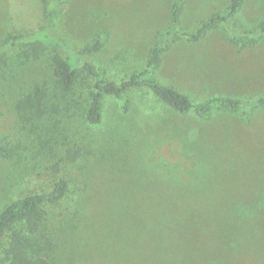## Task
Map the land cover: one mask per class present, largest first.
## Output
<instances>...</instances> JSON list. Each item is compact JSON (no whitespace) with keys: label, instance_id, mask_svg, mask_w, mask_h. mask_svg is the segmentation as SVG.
Returning <instances> with one entry per match:
<instances>
[{"label":"rangeland","instance_id":"rangeland-1","mask_svg":"<svg viewBox=\"0 0 264 264\" xmlns=\"http://www.w3.org/2000/svg\"><path fill=\"white\" fill-rule=\"evenodd\" d=\"M173 1L0 0V44L14 34L53 38L114 83L162 47L149 76L192 104L264 95V0H241L231 22L196 41L184 34L230 0H177L176 24ZM96 40L97 51L79 53ZM51 57L49 47L15 46L0 71V213L60 178L70 185L62 204L45 207L36 235L17 226L36 254L51 264H264V107L200 119L143 86L124 92L126 111L103 94L92 125L91 79L81 73L71 91H60ZM27 98L37 111L19 108Z\"/></svg>","mask_w":264,"mask_h":264},{"label":"trees","instance_id":"trees-1","mask_svg":"<svg viewBox=\"0 0 264 264\" xmlns=\"http://www.w3.org/2000/svg\"><path fill=\"white\" fill-rule=\"evenodd\" d=\"M241 0H230L228 7L222 14H218L204 22L194 33H187L184 36L196 41L205 35L210 29L220 23H229L234 14L239 9ZM173 22L176 24L181 7L177 0L173 1L170 7ZM258 31L264 34V19L259 24ZM243 34H247L246 32ZM30 35L14 34L7 36L0 44V71L4 64V55L10 48L15 46H29L35 49V46H45L52 50L50 61L51 74L56 82V86L62 92L72 90L76 79L81 73H84L91 79V99L85 110V120L92 125L100 122V105L103 94L112 95L122 102L124 111L128 108V101L123 94L128 89L139 87H148L151 92L159 98L165 105L179 114L192 112L200 119L209 118L216 111L239 112L242 116H249L255 109L264 107V95H258L251 98H231V97H213L200 104H192L190 100L173 87L162 85L149 76L152 71L160 64L161 54L164 51L162 47H153L149 51V56L145 67L138 73L131 74L126 80L119 83L107 81L94 69L89 63H78L70 59L63 52L60 42L52 38L51 43L30 40ZM240 37L239 39H242ZM101 43L97 41L84 47L79 53H91L99 49ZM23 53L27 54L26 50ZM94 79V81H93ZM25 103L20 104L19 108L28 111L34 107L33 99H25ZM26 105V106H25ZM33 110V109H32ZM2 150V149H1ZM75 153V154H74ZM77 152L67 151V161L74 160ZM75 156V157H74ZM70 185L65 179H58L53 188L46 193L33 194L17 200L8 205L0 213V241L7 237V245L3 250L2 263L4 264H51L48 257L44 254H36L33 251V242L29 236L24 235L22 229H17L21 225L23 230L29 235H36L46 218L45 207H53L62 204L69 196Z\"/></svg>","mask_w":264,"mask_h":264}]
</instances>
